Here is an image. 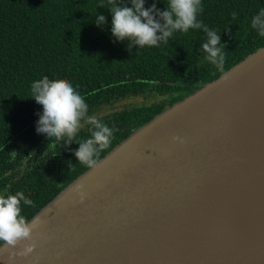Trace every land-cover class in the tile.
<instances>
[{
    "label": "water",
    "instance_id": "1",
    "mask_svg": "<svg viewBox=\"0 0 264 264\" xmlns=\"http://www.w3.org/2000/svg\"><path fill=\"white\" fill-rule=\"evenodd\" d=\"M33 217L34 251L16 264H264V46L135 129Z\"/></svg>",
    "mask_w": 264,
    "mask_h": 264
},
{
    "label": "trees",
    "instance_id": "2",
    "mask_svg": "<svg viewBox=\"0 0 264 264\" xmlns=\"http://www.w3.org/2000/svg\"><path fill=\"white\" fill-rule=\"evenodd\" d=\"M116 2L0 0V192H19L32 202L33 207L21 208L25 219L89 169L73 155L75 141L65 146L36 135L42 110L31 99L32 81H70L84 96L89 113L128 97H163L102 116L116 131L99 160L156 114L264 46V37L249 25L264 0H202L199 19L216 29L225 44L223 71L204 60L201 30L176 32L167 44L140 50H129L127 41L115 42L108 8ZM166 2L159 0L157 7L163 9ZM98 13L106 17L103 26L94 22ZM87 127L76 139L90 135Z\"/></svg>",
    "mask_w": 264,
    "mask_h": 264
},
{
    "label": "clouds",
    "instance_id": "3",
    "mask_svg": "<svg viewBox=\"0 0 264 264\" xmlns=\"http://www.w3.org/2000/svg\"><path fill=\"white\" fill-rule=\"evenodd\" d=\"M159 0H153L147 5V0H117L110 8L111 37L115 42H128V49L138 46L160 47L167 44L174 33H187L189 30H201L205 39L200 44L204 60L223 71L225 64L224 43L221 34L210 28L201 19L202 0H167L165 7H157ZM147 5V6H146ZM235 19L237 13H231ZM95 24L103 26L106 17L103 14L95 16ZM250 27L264 37V7L251 16ZM30 96L35 105L42 111L37 114L35 133L46 138L48 142L63 141L64 145L75 141L78 144L73 149V155L78 163L89 169L97 166L100 152L108 147L113 139L115 128L110 127L95 112L89 113V106L84 96L70 81H50L43 78L30 83ZM87 127L90 135L76 139L78 133ZM178 140V137H173ZM49 144V143H48ZM11 154H15L12 152ZM83 201L82 186L76 188ZM31 208L33 204L21 193L12 194L0 192V249L5 247L11 250L5 264H16L17 260L24 259L34 251L32 241V227L39 221L32 217L25 219L21 208ZM22 243H27L22 251L14 250ZM4 257L0 256V261Z\"/></svg>",
    "mask_w": 264,
    "mask_h": 264
},
{
    "label": "rangeland",
    "instance_id": "4",
    "mask_svg": "<svg viewBox=\"0 0 264 264\" xmlns=\"http://www.w3.org/2000/svg\"><path fill=\"white\" fill-rule=\"evenodd\" d=\"M163 97L158 94L149 93L147 95L143 96H134V97H128L124 98L116 103H112L110 105L104 106L100 111H98L96 114L98 115V118H101L102 116L117 112V111H123L126 109H132L134 107L139 106H146L150 105L156 102H159ZM86 127V126H85Z\"/></svg>",
    "mask_w": 264,
    "mask_h": 264
}]
</instances>
